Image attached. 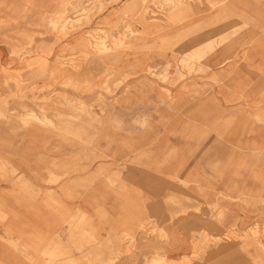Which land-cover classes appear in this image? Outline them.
<instances>
[{"label":"rangeland","instance_id":"374dc122","mask_svg":"<svg viewBox=\"0 0 264 264\" xmlns=\"http://www.w3.org/2000/svg\"><path fill=\"white\" fill-rule=\"evenodd\" d=\"M263 166L264 0H0V264H264Z\"/></svg>","mask_w":264,"mask_h":264},{"label":"crops","instance_id":"0c3cea01","mask_svg":"<svg viewBox=\"0 0 264 264\" xmlns=\"http://www.w3.org/2000/svg\"><path fill=\"white\" fill-rule=\"evenodd\" d=\"M170 45V44H169ZM263 169H264V166H263ZM263 191H264V188H263ZM263 195H264V193H263ZM261 244V243H260ZM158 260H163V261H166L168 264H181L180 262H178V260H173V259H171L170 257H157L156 259H155V262L156 261H158ZM182 263H184V261H182ZM220 263H222V264H225V261L224 260H222V261H220Z\"/></svg>","mask_w":264,"mask_h":264}]
</instances>
